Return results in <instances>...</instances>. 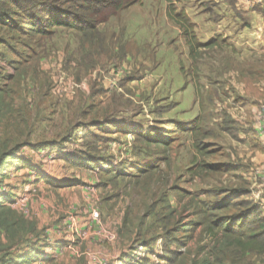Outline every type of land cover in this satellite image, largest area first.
Instances as JSON below:
<instances>
[{"label": "rangeland", "instance_id": "obj_1", "mask_svg": "<svg viewBox=\"0 0 264 264\" xmlns=\"http://www.w3.org/2000/svg\"><path fill=\"white\" fill-rule=\"evenodd\" d=\"M233 1L172 0L176 11H184L191 19L200 42H215L201 49L195 60L189 58L180 30L166 16V0H140L100 24L96 34L98 66L87 68L85 76L80 75L82 41L73 31L57 29L46 43V55L37 71L29 69L23 78L10 80L16 73L14 57L0 46V88L8 106L0 114V196L6 197L12 209L28 219L45 222L54 231L72 227L74 234L76 230L84 234L82 239L76 235L63 239L59 248L61 244L54 245L60 255L58 264H119L123 263V254L146 257L141 264H147V259L160 264L163 247L172 242L170 248H179L188 260L200 248L204 251L198 258L204 256L213 240L203 234V228L171 233L169 237L163 234L162 226L154 220V214L165 213L158 203L163 194L177 209L182 225L195 222L191 214L196 204H213L217 199L211 196L216 194L217 198L232 194L236 202L245 203L234 213V220L243 218L250 206L258 207L264 216V103L249 108L242 99L246 95L241 81L245 78L252 85L254 80L250 79H256L255 84L264 90V81L260 80L264 77V53L258 52L264 43L254 34L264 20L253 12L259 7L236 12ZM241 24L250 26L243 30ZM261 37L264 40V34ZM105 61L107 66H102ZM195 79L204 107L210 110L205 128L209 135L203 141L209 146V154L201 156L194 150L191 136L182 131L199 113V97L192 86ZM257 86L248 92L255 94ZM92 95L98 97L96 101L101 95L100 102L115 100L117 123L127 131L119 135L117 129H109L103 134L105 139L95 140L100 142L101 154H112L116 167L124 164L121 170L136 176L146 162H154L160 149L150 146L145 152L142 143L134 142V136L153 131L154 139L169 138L166 162L157 161V169L139 181L130 177L112 179L111 174L101 177L100 171L69 162L66 155L74 157L86 144L81 139L85 131L77 126L93 118L74 116L76 125L67 131L69 105L79 113L83 108L79 98ZM245 102L244 113L240 105ZM55 107L64 119L61 139L51 131L53 138L46 135L47 121ZM6 134L10 136L7 141ZM66 135L71 137L69 143L62 142ZM44 139L49 140L43 144H47V150L39 151L35 147ZM22 143L30 144L16 151L14 158L2 157L9 147ZM55 146L63 152H55ZM51 152L55 156L49 158ZM198 158L221 166L222 171L193 176L190 170ZM102 166L96 169H115ZM92 209L99 214L94 224ZM124 218L130 224L125 228L127 235L120 233ZM153 235L156 239L150 250L143 248V242ZM175 242L186 245L180 247ZM262 258L256 261L264 264Z\"/></svg>", "mask_w": 264, "mask_h": 264}, {"label": "trees", "instance_id": "obj_2", "mask_svg": "<svg viewBox=\"0 0 264 264\" xmlns=\"http://www.w3.org/2000/svg\"><path fill=\"white\" fill-rule=\"evenodd\" d=\"M140 0H0V46H4L9 50V53L14 57L15 76L23 78L27 75V71L33 70L38 66L41 59L46 55V43L53 39L57 29L63 28L75 32L80 36L82 41V60L80 65V75L85 76L87 68L93 69L98 66V58L100 52L96 49L99 38H97V28L100 24L107 21L109 17L115 16V13L122 11ZM166 16L172 21L175 26L180 30V33L188 48V55L191 60H195L198 57V52L201 49L210 48L215 42L214 40L202 43L198 40L195 27L190 18L183 12H177L175 6L172 4V0H166ZM111 15V16H110ZM85 47L89 49L86 50ZM103 54V53H102ZM104 63V62H103ZM102 66H107L105 61ZM35 70V71H34ZM196 75V74H195ZM196 78V76H195ZM9 79V78H8ZM7 79V80H8ZM195 95L199 97V113L198 116L185 127L182 131L188 133L192 139V146L197 154L205 155L208 147L203 144V141L208 137L207 125L209 120V111L204 107L203 97L200 95V86L198 79H195L192 83ZM103 94V92H102ZM98 98V97H97ZM95 95L88 98L80 97L79 104L83 107L82 110L77 113L73 111V105L71 111L67 114L66 124L69 126L67 131H72L76 123L72 122L75 117H89L93 115V118L82 124L78 125L76 129H83L85 134L81 139L86 141L83 150L81 152L74 153V157L66 156L67 160L80 162V164H73L76 166L87 165L88 170H95L98 168V164L102 165L104 157L100 154L99 146L100 142L96 143L95 140H103L108 134L109 129H117L116 134H126L127 131L118 125L115 117L117 111V104L115 100L111 98L109 101H103L101 95L100 101H96ZM91 99V100H90ZM90 102L88 104L87 101ZM119 100V98H118ZM113 102V103H112ZM78 104V102H77ZM241 105H244L241 103ZM120 106V102L118 103ZM8 106L4 99V92L0 88V114L7 110ZM86 109L87 112H84ZM119 110V108H118ZM74 112V113H73ZM249 112V110H248ZM64 119L61 113H58V109L55 107L49 120L47 121L46 135L50 138L51 134H56L57 139H61V126ZM51 131V132H50ZM253 131V130H251ZM50 132V133H49ZM49 133V134H48ZM53 134V135H54ZM153 131L149 133L135 134L134 142L136 144L142 143L143 149L146 152V148L155 147L160 149V153L154 158V162H146L143 168L139 169V174L129 176L126 172L122 171L123 165L110 169L107 172H101V177L111 174L115 179L120 178H134L139 181L142 176H148L157 169L155 163L158 161L166 162L168 157L166 147L169 144V138L166 140H157L152 138ZM98 137V138H97ZM10 138L9 135L4 137ZM3 138V139H4ZM70 136L66 135L63 143H69ZM44 142H39V146L35 147L38 150H47V144L49 141L44 139ZM96 143V144H95ZM30 143L18 144L12 149L9 147L7 151L2 154L3 158H14L13 155L16 151L23 147H27ZM55 145V144H54ZM34 148V146H31ZM262 147V146H261ZM51 148V147H50ZM52 149L60 150L62 148L52 147ZM49 151V150H48ZM16 157L17 154H16ZM25 161L24 159H22ZM100 165V166H101ZM85 167V166H84ZM137 168V167H136ZM222 167L217 164H209L203 160L197 159L195 166L190 170L193 176L201 177L203 174H218ZM118 171V172H117ZM225 172V171H223ZM216 202L204 203L198 202L197 208L195 206L194 212L191 214L196 217L195 222L190 224H181V216L177 215V209L170 205L169 199L166 194H163L158 200V203L162 204L161 209L165 211L163 215L158 213L154 214V220L157 224L163 228V234L167 237L171 233L190 231L197 227L203 228V234L210 236L213 240L212 246L205 253L204 256L199 257V254L204 251L200 248L196 256L192 259L185 258L179 248H170L168 244L163 247L162 264H253L256 258L264 256V216L260 212V209L255 206H250L248 210H244V217L238 220H234L235 214L240 211V206L243 202H236L232 194L217 198ZM0 264H12L17 263L20 260L21 263L31 262L33 260H39V257L34 258V253L38 255V245L40 243V234L36 232L34 224L29 221L21 212L11 208L8 205V200L3 195L0 196ZM199 206V207H198ZM152 207L147 209L148 213ZM146 217V216H145ZM127 220L124 218L121 234L127 235L125 232ZM136 230V229H135ZM137 231V230H136ZM31 237V238H30ZM35 239V242L32 240ZM154 235L152 238L143 242L142 246L145 249L151 248V243L155 241ZM179 243V242H175ZM180 247L185 246L186 243H179ZM24 247L26 253L21 256L13 255V251H22L20 248ZM176 247V246H175ZM179 247V246H178ZM14 249V250H13ZM42 249V247H41ZM150 250V249H149ZM45 259V256H42ZM30 260V261H29Z\"/></svg>", "mask_w": 264, "mask_h": 264}, {"label": "crops", "instance_id": "obj_3", "mask_svg": "<svg viewBox=\"0 0 264 264\" xmlns=\"http://www.w3.org/2000/svg\"><path fill=\"white\" fill-rule=\"evenodd\" d=\"M235 1L236 0L233 1V5L232 6H233V9H235V7H236V10H237L236 12H240V10L243 12L244 10H250V9L252 10L254 7H259L258 8V11H255V9H254L253 12L254 13L256 12V14H258V15H262V19L264 20V11H261L260 10V9H263L264 8V0H237L236 2ZM260 22H261L262 25L260 23H258V25L255 27L254 34H255L256 39L259 42L264 43V40L261 37V35L264 34V22H262V21H260ZM249 26L250 25H248V24H241L240 25V27L243 30H246ZM258 52L264 53V46H262V48ZM236 74L238 76H240V73L236 72ZM244 74H247V73H244ZM244 76L245 75H243L242 77H244ZM250 80H254L252 82V85H250V82L251 81H248L245 78L244 79H241V81L243 82V85H244L243 94L246 95V97H242V99L244 98L243 100L246 101L249 104V108H252L253 109L255 107H258V104H260V103L263 104L264 103L263 102V100H264V90L261 89V87H263V86H261V85L260 86H257L255 84L256 79H250ZM260 80L261 81H264V77H261ZM255 86L258 87L257 90L259 92L257 91L255 94H252L251 92H248L249 90H251V88H254L255 89ZM246 102L243 103V104L247 105ZM240 106H241V109L245 113V109H244L245 106L244 105H240ZM263 107H264V105H263ZM248 113L250 114L251 111L249 110ZM116 121H117V119H116ZM101 148L102 147H99V151H100ZM39 151H41V150H39ZM52 152H53V150H52ZM52 152L48 155L49 158H51L54 155V154H52ZM55 152L62 153L63 150L60 149V150H56ZM100 154H101V152H100ZM101 155L104 157L102 163L105 164L106 166H108V168L113 167V166L116 167V165L118 164L117 162L116 163L113 162L112 154H101ZM262 155H264V154H262ZM66 156H69V154L66 155ZM260 159H261V161H263L262 158H260ZM100 165L101 164H98V166H99L98 169H100V167H101V169H103L104 166H102V165L100 166ZM92 171H94V172H98V171H100V172H107L106 169L105 170H97V169H95V170H92ZM28 220L33 222L37 234L38 233L40 234V239H39L40 240V243H39L38 248H37L39 250V253H38V255H36L35 253L33 255L34 258L39 257V260H33L31 262H25V263H21L20 260H17V263L15 262V263H12V264H58L57 261L59 259L57 257L60 256V255H59V253H57V249H55V246L54 245L56 244V246H58V244H61V245L58 246V248L61 247L62 246V243H63L62 242L63 239H71L73 237V235H76L77 238H81V239L84 237V234H80L77 230H76V234H74V232L71 230L72 227L71 228H68V230L66 229L65 231H64V229H62L60 231H54L53 227L52 226L49 227L47 224H45V222L38 221V220H33V219H28ZM91 220H92V218H91ZM92 221H93L92 222L93 224H94V222H98V220H96V221L95 220H92ZM122 226H123V224H122ZM79 227L83 229V226L79 225ZM43 232L46 233L45 236L42 235ZM70 234H71V236H70ZM62 235H63V237H62ZM42 238H45L46 239V242L45 243L43 242ZM32 242H35V239H33ZM41 247H42V249H41ZM20 249L22 251H20V250L19 251H13V255H15L17 257V256H21L24 253H26V250H24V247H21ZM66 253H68V252L65 251V254ZM42 256H45L46 258L43 259ZM263 258H264V256H263ZM121 260L124 263H126L128 261L129 262L128 264H132V263H134V256L132 257L130 255L123 254ZM64 264H66V263H64ZM254 264H261V262L260 261H256Z\"/></svg>", "mask_w": 264, "mask_h": 264}, {"label": "built area", "instance_id": "obj_4", "mask_svg": "<svg viewBox=\"0 0 264 264\" xmlns=\"http://www.w3.org/2000/svg\"><path fill=\"white\" fill-rule=\"evenodd\" d=\"M91 218H92V220H95V221L99 218V214H98V211L96 209H92ZM159 250H160V254H162L160 246H159ZM157 254H159V253H157ZM144 258H146V257H143V256L140 257L139 255H136V256H134V263H132V262L131 263L132 264H141L142 260H144ZM147 260H148L147 264H152V263H149V259H147ZM119 264H128V263L123 262V263H119ZM160 264H162V261L160 262Z\"/></svg>", "mask_w": 264, "mask_h": 264}]
</instances>
